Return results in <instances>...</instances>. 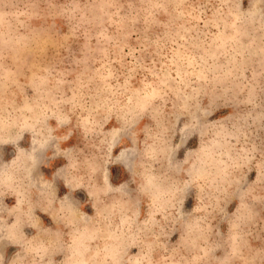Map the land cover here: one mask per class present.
Here are the masks:
<instances>
[{"label": "clouds", "instance_id": "clouds-1", "mask_svg": "<svg viewBox=\"0 0 264 264\" xmlns=\"http://www.w3.org/2000/svg\"><path fill=\"white\" fill-rule=\"evenodd\" d=\"M0 264H264V0H0Z\"/></svg>", "mask_w": 264, "mask_h": 264}, {"label": "rangeland", "instance_id": "rangeland-1", "mask_svg": "<svg viewBox=\"0 0 264 264\" xmlns=\"http://www.w3.org/2000/svg\"><path fill=\"white\" fill-rule=\"evenodd\" d=\"M113 172H114V174H116V173L118 172V169H113ZM124 178H126V177H125V176H120V177H119L120 180H122V179H124ZM63 191H66V190H63V189H62V193H63ZM78 195H79V196H83V193H79Z\"/></svg>", "mask_w": 264, "mask_h": 264}]
</instances>
